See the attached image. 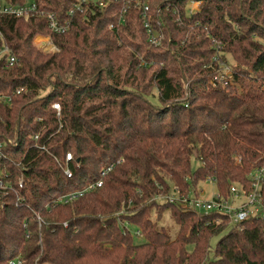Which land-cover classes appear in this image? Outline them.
I'll list each match as a JSON object with an SVG mask.
<instances>
[{"label":"trees","instance_id":"obj_1","mask_svg":"<svg viewBox=\"0 0 264 264\" xmlns=\"http://www.w3.org/2000/svg\"><path fill=\"white\" fill-rule=\"evenodd\" d=\"M76 1L0 12V47L19 59L0 57V139L14 141L0 158V264H264V214L237 224L165 198L207 179L228 197L264 164V0H140L160 44L136 0ZM50 14L69 28L53 32Z\"/></svg>","mask_w":264,"mask_h":264},{"label":"built area","instance_id":"obj_2","mask_svg":"<svg viewBox=\"0 0 264 264\" xmlns=\"http://www.w3.org/2000/svg\"><path fill=\"white\" fill-rule=\"evenodd\" d=\"M113 0H78L74 4V8L78 10H83V8H88L92 5L103 8ZM130 2V0H129ZM136 3L142 5L145 14L146 22L145 25L148 28L150 33V40L155 44H160V40L157 35L153 32L151 24L147 18V11L149 10V5L146 1L141 2L136 0ZM199 3V2H198ZM74 8L70 11L74 12ZM196 9V8H195ZM37 11V5L35 2L28 3L26 5H13L9 2L0 1V12L3 13H12L16 17H29L32 13ZM50 18V27L53 32L63 33L69 28V23H61L58 18L53 14L49 15ZM34 43L37 44L43 51H56L59 50V46L54 42L51 35H37L34 39ZM3 53H7L6 64L12 66L19 62L18 57L11 53V50L7 46L0 47V57ZM231 75V74H230ZM224 78H227L225 76ZM54 107L60 111V104L55 103ZM14 141L12 138H3L0 139V158L3 155V148L7 144H13ZM72 157L71 153L67 154V159L69 160ZM66 172L70 175V171L67 168ZM249 178V187L242 183H234L231 187L230 196L226 197L223 195L217 188L216 192L213 193L210 197L204 198L200 195V191L197 192L191 191L187 194L180 191H172L165 196L167 200L172 203L178 204L183 209L194 210L203 213L211 212H220L226 214L229 217L231 223H240L241 221L248 219L253 216L263 215L264 214V197H263V188H264V164L255 167L248 175ZM213 180L215 183L216 181ZM101 182H99L100 184ZM7 185H4L2 180H0V188H5ZM81 193V192H80ZM79 192L70 193L65 196L64 201H68L73 197H76Z\"/></svg>","mask_w":264,"mask_h":264},{"label":"rangeland","instance_id":"obj_3","mask_svg":"<svg viewBox=\"0 0 264 264\" xmlns=\"http://www.w3.org/2000/svg\"><path fill=\"white\" fill-rule=\"evenodd\" d=\"M1 2H5L7 0H0ZM189 6L193 9L197 8L199 6L198 2L192 1L189 3ZM227 60H229L230 64L234 63L233 59L228 56ZM222 62V61H221ZM221 67L219 68V73H220V79L224 78L225 76H227V78L229 80H233L232 75L231 74V69L232 67L229 65V63L226 62H222ZM223 65V68H222ZM224 70V71H223ZM157 92L154 91L153 92V96H151V99H154V101L157 102ZM199 164L198 160H196L195 158H193L192 160V167L193 169L197 167V165ZM203 189L202 192H200V195L203 196L204 198L206 197H210L213 193L216 192L217 190V185L213 180H205V181H201L198 186H197V190H201ZM169 194V193H168ZM167 194V195H168ZM159 225L161 227H164L171 235L172 239H174L176 236H178V224H176L172 214H171V209L167 208L165 210V212L163 213L161 219L159 220ZM220 236H216L212 239V245L215 246L217 240L219 239ZM138 241H141V239H138ZM191 249V247H189Z\"/></svg>","mask_w":264,"mask_h":264}]
</instances>
